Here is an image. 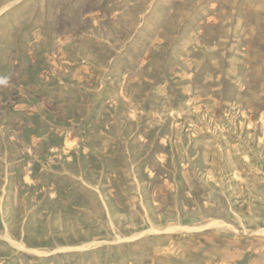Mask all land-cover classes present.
<instances>
[{"label":"rangeland","instance_id":"obj_1","mask_svg":"<svg viewBox=\"0 0 264 264\" xmlns=\"http://www.w3.org/2000/svg\"><path fill=\"white\" fill-rule=\"evenodd\" d=\"M0 264H264V0H0Z\"/></svg>","mask_w":264,"mask_h":264}]
</instances>
